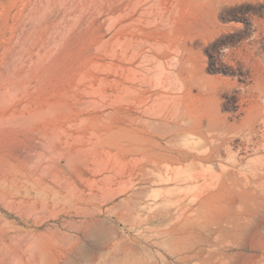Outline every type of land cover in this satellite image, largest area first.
<instances>
[{
	"label": "rangeland",
	"instance_id": "374dc122",
	"mask_svg": "<svg viewBox=\"0 0 264 264\" xmlns=\"http://www.w3.org/2000/svg\"><path fill=\"white\" fill-rule=\"evenodd\" d=\"M0 264H264V0H0Z\"/></svg>",
	"mask_w": 264,
	"mask_h": 264
}]
</instances>
